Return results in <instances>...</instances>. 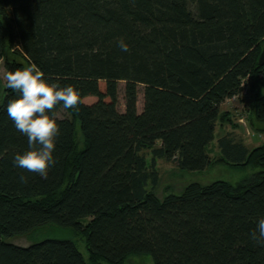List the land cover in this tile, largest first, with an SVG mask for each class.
Returning <instances> with one entry per match:
<instances>
[{
    "label": "trees",
    "instance_id": "obj_1",
    "mask_svg": "<svg viewBox=\"0 0 264 264\" xmlns=\"http://www.w3.org/2000/svg\"><path fill=\"white\" fill-rule=\"evenodd\" d=\"M263 47L264 0H0V60L7 48L25 60H7V72L36 64L80 92L69 117L57 115L62 104L53 110L56 163L43 177L13 163L29 149L6 111L19 93L7 88L0 100V264H88L70 239L4 240L48 224L83 233L92 261L264 264V244L250 237L264 217V141L217 138L226 164L259 167L247 178L155 192L159 159L188 171L211 165L226 99L246 90L264 132Z\"/></svg>",
    "mask_w": 264,
    "mask_h": 264
},
{
    "label": "rangeland",
    "instance_id": "obj_2",
    "mask_svg": "<svg viewBox=\"0 0 264 264\" xmlns=\"http://www.w3.org/2000/svg\"><path fill=\"white\" fill-rule=\"evenodd\" d=\"M7 60H17L25 63V60L18 56L12 49L7 48L3 58L0 60V100L7 89L5 86L7 70L5 68V62ZM125 81L118 82V110L124 109V92ZM143 86L138 85L137 88V110L140 111L143 103ZM93 98L86 99L91 102ZM252 100V96L244 90L239 96L226 99L220 107L221 114L216 124L214 140L210 143L208 148L209 154L212 158L210 166L202 171H188L181 170L175 166L172 162L165 161L164 159L157 160V170L159 173V182L155 188L156 195L163 197L169 192L180 193L181 190L190 182L196 181L202 185L210 184L216 180H224L228 182H237L244 178H247L252 173L259 170V167L252 165L239 166L226 164L221 160L219 149L217 146V138L221 134L232 131L237 137L242 139L248 147H253L262 141H264V132H260L256 129L254 119L252 116V110L249 103ZM57 115L59 117H69V113L64 107H61ZM78 144L83 146V138L78 134ZM146 158L150 159L149 151H144ZM44 238H57V239H70L73 240L81 252L82 256L88 262V264H109L103 259L92 261L89 251L86 245V239L83 233L78 232L69 227H61L55 224H48L32 230L31 232L6 238L7 242L13 244L27 246L33 242H37ZM120 264H154L153 260L148 255L142 256H130L127 257Z\"/></svg>",
    "mask_w": 264,
    "mask_h": 264
},
{
    "label": "clouds",
    "instance_id": "obj_3",
    "mask_svg": "<svg viewBox=\"0 0 264 264\" xmlns=\"http://www.w3.org/2000/svg\"><path fill=\"white\" fill-rule=\"evenodd\" d=\"M118 45L123 51H128V45L123 40ZM5 86L19 93L17 98L7 103L6 111L15 129L27 137L29 145L28 150L14 156L13 163L29 172L46 176L56 163L53 153L60 131L58 123L52 118L53 110L61 104L65 109L78 110L80 92L72 85L49 82L36 64L9 71ZM20 180L27 183L24 176ZM250 237L264 244V217L256 221Z\"/></svg>",
    "mask_w": 264,
    "mask_h": 264
},
{
    "label": "water",
    "instance_id": "obj_4",
    "mask_svg": "<svg viewBox=\"0 0 264 264\" xmlns=\"http://www.w3.org/2000/svg\"><path fill=\"white\" fill-rule=\"evenodd\" d=\"M258 63H259V65H263L264 64V47H263V49H262V51H261V53H260V55L258 57Z\"/></svg>",
    "mask_w": 264,
    "mask_h": 264
}]
</instances>
